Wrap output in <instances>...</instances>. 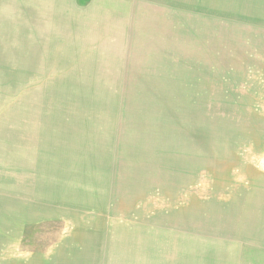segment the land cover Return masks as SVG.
<instances>
[{
	"label": "rangeland",
	"instance_id": "obj_1",
	"mask_svg": "<svg viewBox=\"0 0 264 264\" xmlns=\"http://www.w3.org/2000/svg\"><path fill=\"white\" fill-rule=\"evenodd\" d=\"M0 264H264V0H0Z\"/></svg>",
	"mask_w": 264,
	"mask_h": 264
},
{
	"label": "trees",
	"instance_id": "obj_2",
	"mask_svg": "<svg viewBox=\"0 0 264 264\" xmlns=\"http://www.w3.org/2000/svg\"><path fill=\"white\" fill-rule=\"evenodd\" d=\"M258 260H260V259H258Z\"/></svg>",
	"mask_w": 264,
	"mask_h": 264
}]
</instances>
